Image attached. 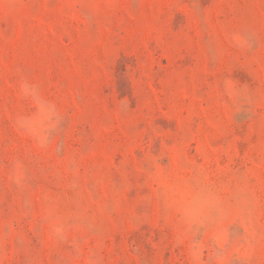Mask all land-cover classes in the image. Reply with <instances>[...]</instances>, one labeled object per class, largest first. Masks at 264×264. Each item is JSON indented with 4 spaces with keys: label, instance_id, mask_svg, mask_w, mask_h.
Wrapping results in <instances>:
<instances>
[{
    "label": "rangeland",
    "instance_id": "374dc122",
    "mask_svg": "<svg viewBox=\"0 0 264 264\" xmlns=\"http://www.w3.org/2000/svg\"><path fill=\"white\" fill-rule=\"evenodd\" d=\"M194 176L230 213L191 228L199 264L225 228L227 264H264V0H0V264H193L161 191Z\"/></svg>",
    "mask_w": 264,
    "mask_h": 264
},
{
    "label": "clouds",
    "instance_id": "9594fccd",
    "mask_svg": "<svg viewBox=\"0 0 264 264\" xmlns=\"http://www.w3.org/2000/svg\"><path fill=\"white\" fill-rule=\"evenodd\" d=\"M235 45L239 48H251V44L240 33L234 37ZM242 89L233 82L228 81L225 86V94L235 98L242 94ZM21 93L25 98L35 100L32 90L27 86L21 87ZM39 119L31 126L21 125L22 130L28 135L34 136L41 149H48L56 139V133L62 120V114L56 104L48 101L38 106ZM11 178L14 185L22 187L26 182V169L22 164L14 162L11 166ZM161 198L166 206L176 216L181 224L189 227L188 232H182L177 236V245L189 243V253L193 264H199L201 259V242L195 239L191 228L212 221H225L230 219V213L225 210L224 203L219 194L195 176L183 182H173L162 188ZM43 219L50 225V232L54 239L65 240L70 234L69 225L64 222H54L52 211L46 210ZM241 223L248 222V218L240 216ZM190 238V239H189ZM213 245L209 248V264H227L230 251V234L227 228L223 235L217 239L212 236Z\"/></svg>",
    "mask_w": 264,
    "mask_h": 264
}]
</instances>
